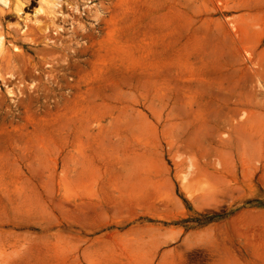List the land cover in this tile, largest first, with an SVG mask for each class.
<instances>
[{"label":"rangeland","instance_id":"1","mask_svg":"<svg viewBox=\"0 0 264 264\" xmlns=\"http://www.w3.org/2000/svg\"><path fill=\"white\" fill-rule=\"evenodd\" d=\"M0 264H264V0H0Z\"/></svg>","mask_w":264,"mask_h":264},{"label":"trees","instance_id":"2","mask_svg":"<svg viewBox=\"0 0 264 264\" xmlns=\"http://www.w3.org/2000/svg\"><path fill=\"white\" fill-rule=\"evenodd\" d=\"M215 218H216V219H219V215H215ZM213 219H214V218H213ZM213 219H212V220H213Z\"/></svg>","mask_w":264,"mask_h":264},{"label":"bare ground","instance_id":"3","mask_svg":"<svg viewBox=\"0 0 264 264\" xmlns=\"http://www.w3.org/2000/svg\"><path fill=\"white\" fill-rule=\"evenodd\" d=\"M7 6H8V5H7ZM19 7H20V6H19ZM18 9H19V8H18ZM18 9H17V10H18Z\"/></svg>","mask_w":264,"mask_h":264}]
</instances>
